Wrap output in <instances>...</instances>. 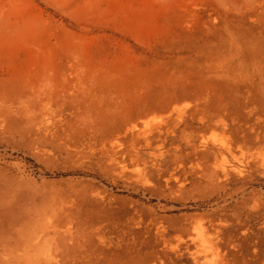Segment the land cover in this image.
<instances>
[{
	"label": "rangeland",
	"instance_id": "374dc122",
	"mask_svg": "<svg viewBox=\"0 0 264 264\" xmlns=\"http://www.w3.org/2000/svg\"><path fill=\"white\" fill-rule=\"evenodd\" d=\"M0 264H264V0H0Z\"/></svg>",
	"mask_w": 264,
	"mask_h": 264
}]
</instances>
